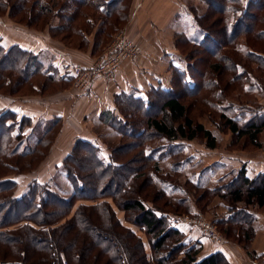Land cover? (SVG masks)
<instances>
[{
  "label": "trees",
  "instance_id": "trees-1",
  "mask_svg": "<svg viewBox=\"0 0 264 264\" xmlns=\"http://www.w3.org/2000/svg\"><path fill=\"white\" fill-rule=\"evenodd\" d=\"M64 1L50 0L46 4L45 0H0V11L3 13L10 7L12 17L18 21L28 17L31 25L42 21L45 24L53 7L60 4L58 11L66 14L63 24L54 28L69 29L73 20V30L78 29L87 40V26L86 30L78 28L74 22L83 11L78 6L70 12L75 2ZM125 1L79 0L104 17L99 31L112 29L114 19L126 20L125 9L130 0L128 5ZM201 1L207 5L206 12L201 14L192 6L195 11L191 29L177 32V45L182 48L186 43L192 48L187 51L185 66L171 63V86H153L145 95L136 91L119 92L114 97L117 112L105 111L100 116L122 139H133L128 148L121 151L116 146L106 157L98 144L78 138L75 150L62 164L73 189L70 196L61 195L38 178H32L19 193V183L14 179V175H28L35 170L42 161L44 148L50 145L54 127L62 123L63 117L46 119L44 126L40 125L41 120L25 136L24 130L33 124L32 116L23 115L20 121L9 122L17 112L6 110L4 114L8 115H0V166L2 163L11 166L0 171V264H65L66 261L68 264H230L222 252L201 257L204 241H211L200 230L195 232L198 237L191 238L178 224L181 216L197 213L192 189L203 190V194L195 196L198 203L209 197L205 206L215 195L222 199L225 212L216 222L228 240L242 236V241L249 243L260 230L255 210L240 204L264 207L263 172L250 177L246 163H242L236 170L232 169L233 176L228 182L211 187L200 178L188 177L184 184L180 183L178 159L172 162L173 173L161 166L162 160L179 155L174 152V142L203 138L208 147L218 146V133L194 119L192 102L185 98L186 94L196 98L197 92L219 113L220 121L216 124L220 128H227L239 137L246 136L256 147L264 148V105L238 102L225 94L235 80L246 94H264V83L253 71L256 65L264 71V51L253 45V38L264 39V0ZM88 22H93L91 16ZM243 35L246 40H242ZM199 49L203 52L197 54ZM51 55L48 50L35 51L21 43L6 47L0 37V90L7 94L25 84L36 86L34 79L39 76L53 83L72 84L73 62L63 64ZM199 63L205 68L201 69ZM199 75L203 76L202 81ZM158 140L167 142L153 147ZM125 156L127 161L123 160ZM12 158L18 160L16 168L8 163ZM136 161L140 164L133 167ZM217 164L227 167L223 161ZM24 165L29 169L21 167ZM117 176L119 182L115 181ZM113 183L114 191L106 193ZM89 188L93 193H87ZM175 193L179 196L172 199ZM107 196L115 199L117 209L108 200L76 205L78 201ZM117 210L124 211L126 216L120 217ZM134 210L138 214L130 216ZM72 211L73 218L61 223ZM136 226L150 238L145 240L140 236ZM114 239L124 245L118 246ZM58 246L60 250H56Z\"/></svg>",
  "mask_w": 264,
  "mask_h": 264
},
{
  "label": "rangeland",
  "instance_id": "rangeland-1",
  "mask_svg": "<svg viewBox=\"0 0 264 264\" xmlns=\"http://www.w3.org/2000/svg\"><path fill=\"white\" fill-rule=\"evenodd\" d=\"M49 1L50 0H45L46 4H48ZM73 1L75 3L70 12H73V9H76L78 6L79 10L83 11V14H78L74 22H76L78 28L82 27L86 30L87 26L89 30V36L87 40L85 39V36L79 32L78 29L74 28L73 30V20L72 22H70L71 27L69 29L61 30L54 28L58 27L60 24H63V14H66V12H63V10L58 11L61 6L60 4H58L53 7L54 11L52 15H49L51 17L47 19L48 22L44 20L45 24L42 23V21L34 22L31 25V21H28V17H26V20H23L22 18V21H18L17 19L12 17V13H10L9 11L10 7H8V9H5L3 13L0 11V37L2 38V43L6 47H9L14 43H21L25 47L33 49L35 51H39L42 49L48 50L52 54L51 58H53L55 61L63 62V64H69V61L71 60L70 57H73V55L86 54L92 58L93 64H96L100 59L103 58L106 51L108 52L110 50V47L114 44L115 40L120 35L125 34V36L130 37V25H132L133 20L131 12L133 0H130L128 8L125 9L128 14L126 20H121L120 18L118 20L114 19L115 24H113L114 26H111V28L113 27L112 29H107L108 31H99V26H101L100 24L102 23V20H104V17L99 14L94 7L90 5H83L79 2V0ZM65 2L66 0L63 3ZM125 2H127L128 5L129 0H126ZM52 3L53 2H51V4ZM189 3V7L192 12L195 11L194 9L192 10V6H196V10L201 14L206 12L207 10V5L201 0H189ZM89 16L92 17L93 22H88ZM115 17H117V15L113 16V18ZM190 18L193 19V16H190ZM97 30L99 31V33H97ZM110 30L112 31L110 32ZM6 39H8V41H6ZM131 39L135 41V43L140 48L137 52L138 54L132 58H125L119 66L117 72L120 70V68L126 61H136L144 53L145 49L143 50L142 43L136 39ZM253 39V45L257 49H261L264 51V39ZM242 40H246V37L244 35L242 36ZM172 42L173 50L177 51L179 54H181L180 56H182H179V58L177 57V59H174L173 62L185 66L186 61L184 60L186 57H188L187 51L191 50L192 47L184 43L181 46L182 48H180L177 45V33H174ZM198 51L199 52L197 54L203 52L201 51V49H199ZM192 53L195 54L193 50ZM161 62L162 63L160 64L159 70L165 76H167V81L172 84L171 79L173 71L170 66L168 67V64L164 63L163 61ZM142 66H144V64H142ZM198 66L201 69H203V67L205 68V66L201 63H199ZM255 70H260V72H256ZM253 71H255V75H257L260 80L264 83V76L262 77L264 71L261 72V69H257V65L256 68L253 69ZM117 72L113 75L107 72L106 74H103V76H96V78L92 80L91 86L88 90L84 89L87 83V81L84 80H80L79 82H77V84L72 83L69 85L65 83H53L47 80L45 81V79L41 76L36 77L34 79V83L37 84L36 86L31 84H25L23 85V88H15V90L7 94H3V92H5L4 89L0 90V115L4 114L6 110L11 113L9 110L14 111L16 107L24 109L35 107L45 110H52L51 108H61L65 110L68 114V116L63 117L62 123H59V125L54 127L53 132L50 136V145H48L47 148H44L45 152H43L44 155L42 161L37 164L36 167H34L35 170L28 173V175H14V179L17 180L19 183V189L17 190L19 193L25 190L26 186L31 182L32 178H38L42 182H48L52 186V188L60 192L61 195L65 197L70 196L72 194L73 189L69 180L66 177V173L62 164L66 156H68L71 152L73 153V151L75 150L74 146L80 136H88L91 141L98 144L106 157L108 156V154H110V150H113L116 146L121 151L128 148L126 147L127 144L132 142L133 139H130L129 137L122 139V137L118 133H116L113 129L109 128L107 124L104 123L102 120L97 121L93 119V114H89L88 119L85 118L84 115L89 110V107L86 106L83 102L82 104H80V101L78 105L76 104L77 100H73V95L76 99H78L81 94L86 93V91H89L92 88L95 81L99 79H102L104 81L113 80ZM12 77L13 79L16 78L14 76ZM202 78L203 76H198V79L200 81H202ZM231 83V89L225 92V94L229 98L237 100L238 102L247 103L249 101H254L264 105V94H261L262 96L259 94L249 95L245 93L239 82L237 83L235 80L231 81ZM179 90H181V87L179 88ZM201 94L200 92H197V95H195L196 98L190 96V94H186L185 98L187 99V101L192 102L191 110L194 119L197 122L202 123L206 129L218 133V146L216 148L208 147L206 144V140L203 138L193 139L189 142H174V152H177L179 155L177 157H169L168 159L162 160L161 166L166 171L175 170L173 169L174 165L172 162L175 159H178L181 162L178 165V168L181 172L179 176L180 183L184 184L188 177L196 179L200 178L208 186L213 187L217 183H226L232 178L233 175L231 171L232 169L236 170V167L238 168L240 164L238 165L237 162L240 160V158L244 159L246 156L262 157V155H264V148L256 147V144H254V142H252V140L246 136L239 137L237 134H234L227 128H220L216 124L217 120L220 121L219 113L213 110V108H211L209 104L202 99ZM154 111H156L155 107L153 108V112ZM23 115L25 114L17 111L16 114L14 113V117H12L9 122H11L12 120L20 121ZM38 115H32L34 121L32 125L28 126L24 130L25 136H27L26 133L31 131L39 121L42 120L40 125L44 126L45 121H47L46 119L51 118L50 116L47 117L44 114H41L40 116ZM162 117L165 118V115L162 114ZM262 140H264V134L262 136ZM166 142V140H158L154 142L152 146L157 147L166 144ZM132 151L135 152V150ZM129 152H131V150ZM134 152H132L130 155L134 154ZM132 157L134 156H131V159ZM16 160L17 158H12L11 160H8V163H11V165L16 168ZM23 160L25 159H21V161ZM123 160L127 161V157L125 156ZM217 161H223L227 163V167H220L217 164ZM240 161L243 163V160ZM138 164L140 163L136 161L134 164H132V166L134 167ZM1 165L3 166H0V171H7L9 169L8 167H11L6 166L5 163H2ZM21 167L29 169L28 165H24ZM47 172H53L54 174L40 177V174H47ZM171 172L173 173V171ZM11 175H13V173ZM115 181H120L119 176H117ZM115 187L116 184L113 183V186L110 187L109 192L106 193L114 191ZM192 191L193 195L191 196V198L193 199V202L196 204L195 206L197 207L196 214H199L195 217L196 222L203 226H207L208 224L211 229H215L217 233L216 235L221 237V239L219 240L223 241L222 244H227L228 246L232 247V249L235 250L239 255L238 257L241 260L242 264H264V254L258 256V253L254 250L256 245L258 247H264V238H262L261 236L257 237V232L254 236H252L249 243L244 240L242 241V236H235L234 238H230L231 240H228L227 235L219 228V225L216 222L217 217H219L221 213L225 212L224 206L220 203L222 199L219 196L215 195L213 197V201L210 202V204H208L207 206H205V202L207 199H209V197H207L204 201L200 203L196 202L195 198V196H200L201 194H203V190L192 189ZM87 193H93L91 191V188L87 190ZM178 196L179 195L175 193L172 196V199H176L178 198ZM101 200L110 201L112 205L117 209V202L111 196L95 199H85L84 201H78L76 205L80 204L81 202H85L87 204H96L98 203V201ZM149 201L151 204H154L152 200ZM158 201H160V199H158ZM240 206H248L251 209H255L264 213V207L259 208L256 205L249 206L243 203H241ZM117 211L120 217L124 218L126 216L124 211ZM134 214H138V211L134 210L130 212V216H133ZM194 215L195 214H185L183 216L192 217ZM183 216H181L180 220ZM69 218H73V211L70 214L66 215L61 221V223L65 220H68ZM130 222L125 221V223L131 225L132 223ZM134 228L137 230L140 236H143L145 238V240H148V238H150L149 235H145V233L141 231L138 226ZM194 229L195 232H199L198 228L194 227ZM104 233H108V231H104ZM238 239H240V241ZM112 241H114V243L120 247L124 245L119 239H114ZM211 242L218 244L217 239ZM167 249L168 247L166 246L165 250ZM56 250H60L59 246L56 248ZM180 257H182L181 254ZM65 264H68V262L66 261Z\"/></svg>",
  "mask_w": 264,
  "mask_h": 264
},
{
  "label": "crops",
  "instance_id": "crops-1",
  "mask_svg": "<svg viewBox=\"0 0 264 264\" xmlns=\"http://www.w3.org/2000/svg\"><path fill=\"white\" fill-rule=\"evenodd\" d=\"M189 5V0H133L131 10L133 20L132 25H130V37L142 43L143 50L145 49L144 53L136 61H126L113 80L104 81L99 79L94 82L89 91L81 94L78 99L73 95V100H77L76 104L79 105L80 101V104L83 102L89 107V110L84 115L85 118L88 119L89 114H93L92 118L100 121V116L103 112H116L114 97L119 92L136 91L139 95H145L146 91L150 90L153 86L167 88L171 86L167 81V76L159 70V67L162 63L161 61L168 64V67L171 63L176 64L173 60L177 59V57L179 58L181 55L173 50L172 38L174 33L186 32L191 29L192 19L190 16H193V12L190 10ZM70 58L73 65L90 66L93 64L92 58L86 54H77ZM51 109L54 112L49 109L45 110L35 107L28 109L16 107L14 111L28 116L38 114H44L51 118L54 115L61 117L68 116L67 112L61 108ZM80 137L90 140L88 136ZM240 160L246 163L250 177H254L260 172L264 173V155L262 157L246 156L244 159L240 158ZM240 160L237 162L238 165H242ZM53 172H47V174L43 175L40 174V177L53 175ZM255 214L258 225L260 226L257 237L261 236L264 238V213L255 210ZM178 224L188 232L191 238L198 237L195 234V230H191L194 227L186 221L181 219ZM211 243L204 241V249L201 252V257L213 252H222L230 264H242L238 257L239 255L232 247L227 244ZM254 250L260 256L264 254V247L262 246L258 247L256 245Z\"/></svg>",
  "mask_w": 264,
  "mask_h": 264
},
{
  "label": "built area",
  "instance_id": "built-area-1",
  "mask_svg": "<svg viewBox=\"0 0 264 264\" xmlns=\"http://www.w3.org/2000/svg\"><path fill=\"white\" fill-rule=\"evenodd\" d=\"M139 49V46L130 37L125 36V34L120 35L110 47V50L108 52L106 51L103 58L96 64L90 66L73 65V83L77 84L80 80L87 81L84 89L88 90L91 86L92 80L96 78V76H103V74H106L107 72L113 75L117 72L124 59L135 57L138 54L137 52ZM196 215L199 214H195L192 217L183 216L185 218L182 217V220L189 223L192 227L198 228L209 240L213 241L217 239L218 244H222L223 241L219 240L221 237L216 235L217 233L215 229H211L208 224L207 226L198 224L195 220Z\"/></svg>",
  "mask_w": 264,
  "mask_h": 264
}]
</instances>
